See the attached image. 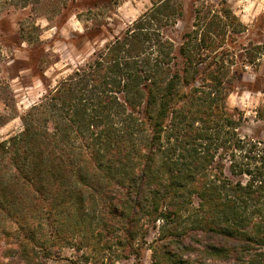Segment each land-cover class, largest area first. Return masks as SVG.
<instances>
[{
	"label": "trees",
	"instance_id": "16d2710c",
	"mask_svg": "<svg viewBox=\"0 0 264 264\" xmlns=\"http://www.w3.org/2000/svg\"><path fill=\"white\" fill-rule=\"evenodd\" d=\"M161 11L144 14L27 112L24 130L0 144L7 175L34 214L121 218L123 234L106 248L125 256L140 255L134 243L151 217L164 223L150 247L156 264H264V141L239 137L224 104L225 68L209 61L222 21L200 17L208 24L201 38L188 35L176 70L172 43L145 46ZM23 229L8 233L19 239L4 250L14 260L0 264H40Z\"/></svg>",
	"mask_w": 264,
	"mask_h": 264
},
{
	"label": "rangeland",
	"instance_id": "374dc122",
	"mask_svg": "<svg viewBox=\"0 0 264 264\" xmlns=\"http://www.w3.org/2000/svg\"><path fill=\"white\" fill-rule=\"evenodd\" d=\"M157 5L162 13L151 19L149 26L156 33L145 46L151 51L159 41L172 43L176 70L183 67L180 49L188 35L201 38L208 24L200 17L222 21L217 41L221 47L209 61L221 59L225 68L224 104L239 122V137L264 141V0H114L96 7L83 0H0V144L24 130L28 111ZM161 50L165 56L169 53ZM7 162L0 154L2 261L14 260L4 250L19 239L8 233L23 225L32 238L29 250L37 253L40 264H156L150 247L162 233L163 221L142 220L143 230L134 243L139 256H125L128 253L116 246L109 250L106 244L123 234L121 218L34 214L26 192L15 191ZM188 219L183 225L187 228L192 221Z\"/></svg>",
	"mask_w": 264,
	"mask_h": 264
}]
</instances>
